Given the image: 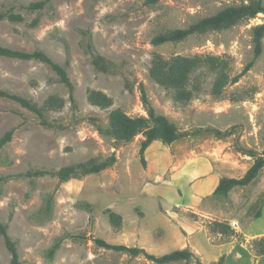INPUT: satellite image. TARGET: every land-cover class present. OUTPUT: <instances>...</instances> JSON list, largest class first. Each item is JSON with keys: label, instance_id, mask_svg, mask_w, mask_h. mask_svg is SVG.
<instances>
[{"label": "rangeland", "instance_id": "374dc122", "mask_svg": "<svg viewBox=\"0 0 264 264\" xmlns=\"http://www.w3.org/2000/svg\"><path fill=\"white\" fill-rule=\"evenodd\" d=\"M36 1L0 0V45L44 51L65 68L73 89L70 96L56 73L39 61L0 56V89L30 99L43 110L39 117L0 97V137L13 130L0 148V221L15 242L19 264H156L143 254L101 247L95 239L142 247L154 255L187 248L192 252L188 264H215L220 257L219 264H264V255L254 246V240L264 236V169L248 185L232 188L225 197L206 196L192 209H171L170 198L139 187L128 175L115 172L114 164L66 181L50 174L112 152L117 158L121 151L135 174L131 159L136 154L139 163L142 135L117 143L98 128L106 127L114 108L146 116L143 89L157 113L190 133L177 141L180 147L203 156L216 153L224 176H242L254 159L247 152L264 151V38L261 54L244 70L253 59L251 28L264 21V13L224 30L155 45L152 38L159 32L186 27L242 0H46L39 10L26 8ZM95 55L103 58L105 70L94 65ZM156 55L217 56L229 81L215 94L216 72L205 62L183 89L165 87L149 75ZM233 77L235 82L230 81ZM90 90L106 94L111 105L91 104ZM206 128L230 134L217 138ZM37 169L48 173L28 174ZM106 208L122 210L125 220L118 213L120 224H111ZM161 208L184 233L193 229L191 246L184 247L174 231L157 225L164 222ZM231 221H236L234 227ZM213 222L227 228L219 232ZM56 242L59 246L51 255ZM9 260L0 236V264Z\"/></svg>", "mask_w": 264, "mask_h": 264}, {"label": "trees", "instance_id": "16d2710c", "mask_svg": "<svg viewBox=\"0 0 264 264\" xmlns=\"http://www.w3.org/2000/svg\"><path fill=\"white\" fill-rule=\"evenodd\" d=\"M46 0L32 2L26 6L30 11H36L43 7ZM257 13H264V3L262 0H242L238 4H230L222 7L214 14L204 16L186 27L168 29L159 32L152 38V43L155 45L163 44L165 42H178L193 34H203L209 31H220L234 26L235 24L253 18ZM11 18H19L11 15ZM251 41L253 49V59L246 65L244 70H247L253 61L261 54L263 48L264 38V21L255 24L251 28ZM90 48V44H89ZM0 56L16 58L21 60H36L47 65L53 70L61 83H63L69 90L70 96L73 89L72 83L63 66L54 62L44 51L34 49L26 52L16 49H11L0 45ZM103 58L95 55L93 63L98 68L105 70L102 63ZM149 68V75L159 84L165 87H173L183 89L187 84L190 74L196 70L201 64L208 63L209 68L216 72V77L213 82V91L219 94L223 86L229 81L228 74L224 71L221 61L217 56H185L175 55L168 59L160 55L153 57ZM237 77L231 78L230 81H236ZM0 97L12 99L21 106L37 114L39 117L43 116V110L34 101L22 97L18 94L10 93L6 90L0 89ZM88 101L98 107L106 108L111 105V99L101 91L90 90L88 92ZM141 99L145 107L146 116L137 115L130 116L120 108L111 109L108 113V120L106 127H99L98 132L104 136L113 139L117 143H127L140 134L142 138L139 141L138 154L141 164H145L144 150L153 141L159 140L163 144L169 145L173 141L190 135L187 131H180L177 126L170 121L164 114L157 113L155 109L149 104L148 99L141 90ZM200 129L196 130L199 131ZM204 131L212 132L215 137L222 138L230 134L229 131H221L219 129L206 128ZM13 130L6 131L0 137V148L5 145L12 137ZM247 155L252 156V164L245 170L240 177H226L219 179L218 184L214 188L213 196L225 197L229 191L234 187H241L248 185L253 179L257 177L261 169H264V151L261 154L255 155L248 151ZM116 161L114 153H110L104 158L88 159L76 164H69L52 171L50 174L57 177L58 181H66L70 178H75L77 175H87L98 173L106 168L111 167ZM48 171L37 169L29 172V175L42 176ZM104 213L107 214L108 220L111 224L118 226L121 221V216L110 208H106ZM212 226L219 232H224L227 228L224 223L213 222ZM0 236L3 238L6 249L10 254L9 264H19V256L16 250L15 242L9 237L7 233V224L0 221ZM95 242L104 248L113 249L117 251L127 252L129 255L137 256L143 254L146 258L152 260L156 264H167L174 261L183 260L185 264L192 257V252L187 248L177 249L164 253L161 255H154L148 253L144 248L137 246H127L124 244H111L104 240L95 239ZM59 242L53 244L49 250V254H53L58 248ZM256 251L260 255H264V236L254 240ZM222 260L219 258L217 263ZM202 264V263H200Z\"/></svg>", "mask_w": 264, "mask_h": 264}, {"label": "crops", "instance_id": "0c3cea01", "mask_svg": "<svg viewBox=\"0 0 264 264\" xmlns=\"http://www.w3.org/2000/svg\"><path fill=\"white\" fill-rule=\"evenodd\" d=\"M179 139L169 145L163 144L159 140H153L144 150V165L141 164L140 157L137 164V155L135 154V157L131 159L134 170H137H135V174L128 168L130 162L123 151L117 155L113 168L115 172L119 171L122 176L128 175L134 183L138 182L139 187L145 188L147 191L154 190L156 192L157 190L160 193L159 198H170L171 200H168L167 203L171 209L196 208L201 205L206 196L212 195L219 179L224 176L223 168L216 161L218 159L216 153L215 156L211 153L204 156L196 154L188 148L180 147L177 143ZM132 144L134 147V143ZM154 147H157L158 150H155ZM165 178H167L166 183L164 182ZM131 183L133 182L131 181ZM169 184L173 185L172 190L168 188ZM163 211L165 210L162 208L159 210V216L164 218V222L157 225L163 231H174L178 241L184 243V247L191 246L190 237L193 229L189 233H186L185 230L184 233L178 222L168 217ZM117 213L121 214L125 220L122 210Z\"/></svg>", "mask_w": 264, "mask_h": 264}, {"label": "built area", "instance_id": "2783aa9c", "mask_svg": "<svg viewBox=\"0 0 264 264\" xmlns=\"http://www.w3.org/2000/svg\"><path fill=\"white\" fill-rule=\"evenodd\" d=\"M229 224L234 227L236 225V221H231Z\"/></svg>", "mask_w": 264, "mask_h": 264}]
</instances>
